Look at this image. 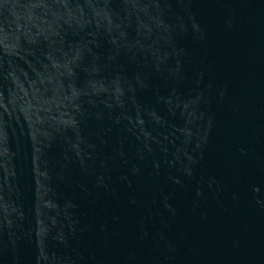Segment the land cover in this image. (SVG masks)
<instances>
[{
    "label": "water",
    "instance_id": "95a60500",
    "mask_svg": "<svg viewBox=\"0 0 264 264\" xmlns=\"http://www.w3.org/2000/svg\"><path fill=\"white\" fill-rule=\"evenodd\" d=\"M0 264H264V0H0Z\"/></svg>",
    "mask_w": 264,
    "mask_h": 264
}]
</instances>
